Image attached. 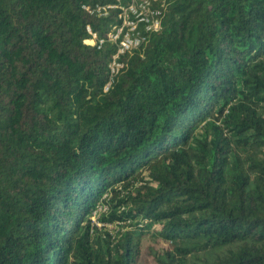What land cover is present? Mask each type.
Segmentation results:
<instances>
[{"label":"trees","instance_id":"1","mask_svg":"<svg viewBox=\"0 0 264 264\" xmlns=\"http://www.w3.org/2000/svg\"><path fill=\"white\" fill-rule=\"evenodd\" d=\"M102 1L0 0V264H264V0H165L107 91Z\"/></svg>","mask_w":264,"mask_h":264},{"label":"built area","instance_id":"2","mask_svg":"<svg viewBox=\"0 0 264 264\" xmlns=\"http://www.w3.org/2000/svg\"><path fill=\"white\" fill-rule=\"evenodd\" d=\"M81 9L91 17L109 18L104 32L94 30L90 24L85 26V44L101 48L106 42L113 46L108 66L109 77L103 86L107 91L114 75L122 67L121 56L142 44L149 33H157L162 28V18L166 10L165 0H104L86 2ZM105 207L99 205L92 214L96 221ZM109 226V225H108ZM111 226V225H110Z\"/></svg>","mask_w":264,"mask_h":264},{"label":"rangeland","instance_id":"3","mask_svg":"<svg viewBox=\"0 0 264 264\" xmlns=\"http://www.w3.org/2000/svg\"><path fill=\"white\" fill-rule=\"evenodd\" d=\"M108 228H111V226L109 225ZM147 259H149V261H151L150 257H147Z\"/></svg>","mask_w":264,"mask_h":264}]
</instances>
